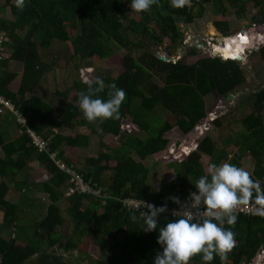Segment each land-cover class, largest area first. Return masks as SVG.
<instances>
[{"label":"trees","instance_id":"16d2710c","mask_svg":"<svg viewBox=\"0 0 264 264\" xmlns=\"http://www.w3.org/2000/svg\"><path fill=\"white\" fill-rule=\"evenodd\" d=\"M4 3L1 5L0 0V35L6 48L5 57L3 52L0 59V98L10 101L22 114L27 115L28 127L50 140L49 148L52 153L64 147L88 149L91 137H99L102 154L97 160L87 161L84 170L77 171L86 181L92 180L99 184L111 196H133L161 206L163 197L167 193L171 194L178 185L184 189L196 188L197 180L206 175L203 156L210 158V167L213 164L222 165L223 162L241 167L240 157L236 156L234 161L229 160L228 149L233 143L235 148L253 159L252 178L258 180L264 188V88L246 98L249 103L253 102L252 106L246 105L248 100L245 98L239 99L241 106L246 105L252 112L240 121L244 132L232 140V143L224 142L225 148L220 150L216 142L209 137L205 138L197 151L185 161L170 165L175 169L176 178L169 186H164L160 191L150 187L147 184L150 170L142 164L165 152L170 145L165 136L172 131V127L159 110L179 117L180 124L182 121L188 123L187 130L179 125L182 136L190 134L206 117L204 96L207 93L201 95L203 87L199 86L200 75L207 76L214 91L227 100L230 95L236 97L246 79L237 62L223 61L221 57L200 59L189 65L183 58L163 62L156 54H144L135 61L132 57L134 51L141 52L144 43L156 46L168 39L173 47L169 51L172 55L186 47L184 33L177 26L180 20L191 24L201 18L205 5H211L215 12L225 14L226 3L237 10L238 20L244 19L246 6L241 0H202L201 5L197 3L196 7L193 4L182 9L172 7L170 0H159L150 12L140 13L143 19L139 22L129 21L123 14L130 7L131 0H26L23 11L16 8L15 0H5ZM256 5H259V1H256ZM198 6L199 10L196 9ZM7 7L11 8V18L2 17ZM151 25H155L157 30L152 29ZM256 25L264 26V14L253 17L252 26ZM69 28L76 30L75 38L71 36ZM216 28L224 37H229L228 23H218ZM55 41H58L57 44L71 42L74 53L63 51L60 46L57 52L46 55V49L51 48ZM121 49L129 50L123 61L126 71L121 76L115 79L109 76L94 78L91 83L83 80L82 69L78 72L82 62L86 65L83 67L86 73L92 69L89 66L90 60L95 57L102 61L109 60ZM8 51L10 55H7ZM196 54V50L189 53L192 57ZM257 55L264 61V46ZM16 65L22 66L21 74L14 68ZM58 69L75 77L72 87L68 88L65 87L67 80H62V91L59 84L54 85V94L56 92L55 96L65 100L64 106L56 108L49 101L48 93L44 98H27L49 74L54 75L56 83L59 78L56 73ZM20 75L18 89L14 92L11 86ZM97 80H103L106 87L94 98L106 101L110 91L107 86L113 83L126 92L119 120L89 123L79 106L67 101L69 93L76 91L75 99L78 104L80 93L86 92L89 86L97 87ZM144 112H152L150 121V117L144 115ZM129 119L134 130L147 133L146 138L122 132L123 123ZM221 122L222 119H218L215 124L221 127ZM63 127L74 130L85 128L91 135L77 132L74 137H64L53 132L54 128ZM109 136L120 138L117 148L112 149L104 143ZM194 146L185 144L181 149L190 153ZM0 148L4 149V155L0 156V179H4L0 183V209L6 213L4 223L17 226L20 221V210L17 211L19 200L29 203L27 196L22 194L14 202L11 198L3 199L4 191L9 185L7 180L16 181L20 174L26 173L32 160H38L51 175V179L38 185L40 191L48 194L50 205L43 219L36 223L34 235L24 245L18 242L17 237H13L14 233H10L9 239L0 236V264H27L32 259V264H68L54 248L59 245L65 252L78 249L79 240L87 236V232L101 252L108 253L98 264H154L157 253L163 251L157 243L159 227L178 218L162 213L158 217L157 230L145 232L140 213L123 208L118 200L110 199L102 207L101 200L83 194L65 198L69 176L54 165L48 153H38L26 133L10 143L0 133ZM134 155L140 161L135 160ZM101 163L105 165L101 166ZM112 163L115 167H111ZM65 201H68L69 206L63 211L62 204ZM86 202L88 205H85ZM133 214L138 217V222L131 219ZM66 216L74 225L72 236L69 237L59 233L66 220L68 221ZM224 227L235 233L236 240L226 264H249L264 246V219L253 220L241 216L237 217L235 225L225 224ZM49 248L52 249L50 253ZM190 264H204L202 256L193 257ZM210 264H221V261L217 256Z\"/></svg>","mask_w":264,"mask_h":264},{"label":"rangeland","instance_id":"374dc122","mask_svg":"<svg viewBox=\"0 0 264 264\" xmlns=\"http://www.w3.org/2000/svg\"><path fill=\"white\" fill-rule=\"evenodd\" d=\"M245 4V18L244 19H237L236 16V9L230 8V4L226 3L225 6L227 7V11L225 14H223L221 11L220 12H215L213 7L211 5H205L204 8V14L201 18H197L192 24L186 23L184 20H180L177 23V26L182 29V32L184 33L185 36V46L182 49L177 50V52L173 53L172 55L169 54V51L173 48L171 47V41L168 39H164L161 45L154 46L149 43H144V47H142V51H134L133 53V59L135 61H138L144 54H156L160 58H165L171 62L183 60L187 64H195L197 61L200 59H207V58H220V56H216L214 53V46H219V39L226 38L224 35L216 28V24L218 23H228L229 24V29H230V34L229 37L227 38H239L241 37H249V43L244 42V51H243V56L240 58V61H237V64L240 65L242 68L246 83L244 87L241 89V91L236 95V97L232 99H223L217 96V93L214 91L213 85L211 84L209 78L204 75H200L198 78L199 86L203 87V94L205 101L208 106V111H207V120L208 116L212 115V120L209 122L199 125L202 126L204 130V134L201 137L200 141L203 138H211L213 141H215L218 145L219 150L224 147V142H229L232 143V140H235L238 138V136L244 132L242 125H241V120L244 118H247L252 112L247 108L246 105L252 106L251 104L253 103L252 101L246 99L250 97L254 92H257L261 89L264 88V61L261 60V57L257 55L259 53V50L262 49L259 48V45H264V26L256 25L252 26V19L253 17H260L261 14H264V0H241ZM256 1H259V5H256ZM5 0H1V5H4ZM199 3V5L202 4V0H190V4L186 5L187 7H191V5L195 4V7ZM200 6H198L196 9L199 10ZM123 14L128 18L129 21H141L143 19V16L140 13H136L135 11L131 10V7H128L125 9ZM2 17L6 18H11V8L7 7L5 12L2 14ZM152 17H154L152 15ZM152 29L157 30L155 25L150 26ZM68 31L70 32L71 36L75 38L77 32L73 28H69ZM238 34V36H237ZM158 36V34H157ZM255 38L258 40L255 42ZM254 39V41H252ZM252 41V42H251ZM261 41V42H260ZM54 45L46 49L45 54L49 55L53 52H57L58 47H62L63 51L69 52V53H74L73 50V45L71 42L69 43H59L57 44L58 41H55ZM207 44V45H206ZM254 44V45H253ZM253 48L252 51L246 53L247 49ZM59 49V48H58ZM192 50H196L197 54L195 56H190L189 53ZM256 51V52H255ZM255 52V53H253ZM129 54V50H118L116 54L109 60H99V58L95 57V59L90 60L91 65H89L92 69L87 70L86 72H90L89 74L85 73V70L83 67L86 65L82 62L79 66L78 72L82 69L81 72V77L83 80L87 83H91L94 81V78H103L106 76L112 77V78H117L121 76L125 71L126 68L124 66V59L125 57ZM10 55L9 51L8 54ZM178 57V58H175ZM47 58V56H46ZM45 58V61H46ZM223 59V58H222ZM236 59V58H235ZM242 59V60H241ZM223 61H227L223 59ZM73 66V64H71ZM14 68L19 71L22 69V66L16 65ZM67 68H64L66 70ZM70 71V70H69ZM84 72V76H83ZM59 78L56 81V85H60V91L63 90V79L67 80V84L65 85L66 88L72 87L73 81L75 77L70 76V73H67L63 70L58 69ZM57 75V76H58ZM50 76V74L48 75ZM88 76V77H87ZM19 79L16 81V83L12 84L11 89L16 92L19 86ZM65 82V81H64ZM161 85V84H160ZM52 88H55V86H52ZM46 87L40 88L36 91L37 95H40L42 90H45ZM54 92L51 91V93ZM215 93V94H214ZM49 94V93H48ZM71 96H75L74 91H72ZM70 96L68 95L67 98ZM229 98V97H228ZM245 98L248 104L245 106H241L239 103V99ZM68 101V99H67ZM55 106H58L59 104L61 105L62 102L64 101L61 99L59 96H55ZM75 106H79L78 104L74 103ZM63 106V105H62ZM11 108L5 106V105H0V116L5 112H9L12 116H15L16 113L14 111H18L22 113L19 109L15 107L13 103H11ZM159 113L161 114L162 117L167 119L172 127V131L169 133L170 137V145L168 149L174 148L177 153L181 150L180 148L183 145H187L190 147L189 143L186 140V134L182 136L181 132V127L183 130L188 129V123L186 124L185 121H182V124L178 122L179 117H175L174 115L172 116L170 113H165L162 112V110H159ZM228 114V115H227ZM144 115H148L149 120L151 119L152 112H144ZM264 116V113H263ZM216 118V119H215ZM180 119V118H179ZM182 119V118H181ZM217 119H222L221 122V127H218L215 122ZM17 120V119H16ZM152 121V120H151ZM128 124L124 126V130L127 134H131L134 136H139L146 138L147 133L141 132V131H136L132 128V121L128 120L126 121ZM181 125V127L179 126ZM203 130H201L203 132ZM77 132L83 134V135H91L90 132H88L85 129L77 130ZM177 132L179 133V136L173 137L174 133ZM1 133V130H0ZM21 134V133H20ZM22 135V134H21ZM70 135L74 136L76 135V132L70 133ZM168 136V135H166ZM180 137V138H179ZM92 140H94V147L96 149H99V142L100 139L97 136L91 137ZM226 140V141H225ZM231 140V141H230ZM120 141L119 137H107L105 139V143L109 145V147L116 148L118 143ZM183 144V145H182ZM92 145V144H91ZM90 145V147H91ZM89 147V149H90ZM167 149V150H168ZM167 150L159 155L153 156L146 160L144 162V165L150 170V176L148 177L147 184L152 187L153 189L161 190L164 186H169L170 182L176 178L175 174V169L171 168L170 165L174 164H181L183 161L186 159L183 157H177L175 159L174 156L169 157ZM240 149L235 148L233 146V143L230 145L228 149V153L230 154V161H234L235 157L238 156L241 158L240 160V166L244 168L245 170L249 171L250 173H253V162L252 158L245 153H242L239 151ZM4 149L0 148V153L3 154ZM182 154V152H181ZM180 156V155H179ZM181 156H184L183 154ZM135 157V160L140 161V159L137 156ZM210 159L204 158L202 159V163L204 165L206 174H208L210 166H209ZM226 163V162H224ZM222 163V164H224ZM233 164V163H229ZM234 165V164H233ZM35 168L39 169V171L42 172V168L38 165H34ZM39 176V175H38ZM47 177V176H46ZM22 177L20 176L19 179ZM41 177L39 176V179H36V177H31L28 180L32 184L30 189L28 190L27 187H24L22 180H17L14 182V184L9 188L8 190L4 191V198L10 199L12 202L16 200L21 194L24 196L27 191L30 194L31 191H36V184L38 183V180H40ZM264 185V184H263ZM27 196V195H26ZM38 198V195H34V199ZM45 203H48L47 197L43 196L42 197ZM25 203V200L21 199L18 202L17 205V211L20 210V213H24L28 219L25 220V223L29 221V226H31V222L33 219L39 217V213L36 212V204L32 207L31 204ZM28 206V207H26ZM67 206V205H66ZM21 208V209H20ZM64 223L63 227L59 231V233L65 235V236H70L72 235L71 233L74 230V225L71 223L69 220ZM2 221V216L0 215V223ZM12 228L9 229H0V236L6 237L9 239L10 237V232H12ZM28 231H32V228L29 227ZM26 230V233H28ZM26 235V234H24ZM23 234L16 235V237L19 240V243L21 245H24L23 238L21 237ZM123 236V235H121ZM15 237V236H13ZM26 240V239H25ZM56 253L60 254L63 256V260L68 263V264H98V261L104 260L105 256L108 255V253H102L100 247L96 246L95 243L93 242L92 236L87 232V236H85L83 239L79 240V247L78 249L65 252L63 249L57 245L55 248ZM52 249H48V253L51 252ZM79 260V261H78ZM257 264H264V260L257 261Z\"/></svg>","mask_w":264,"mask_h":264},{"label":"clouds","instance_id":"9594fccd","mask_svg":"<svg viewBox=\"0 0 264 264\" xmlns=\"http://www.w3.org/2000/svg\"><path fill=\"white\" fill-rule=\"evenodd\" d=\"M158 3L159 0H131L130 7L136 13H143L150 12L152 6ZM170 3L172 7L182 9L190 4V0H170ZM15 6L19 11H23L26 0H15ZM262 46L264 45L258 47L261 48ZM252 50L253 48H249L246 53ZM227 61L237 62L231 59ZM96 84L97 87L89 86L86 92L80 93L78 104L84 118L89 123L97 120L101 122L110 119L119 120L121 118L120 109L126 99V92L114 83L108 85L107 87L110 89L108 92L109 98L105 101L101 98H94L97 97L98 93L104 91L106 87L104 81L97 80ZM217 96L220 97L218 94ZM206 118L207 113L206 117L192 130V132L198 131L200 133L198 145L196 146L195 143L193 151L190 153H186L180 148L179 153L176 152L177 156H174L175 159L177 157L186 159L197 151L200 143L205 139L203 138L200 141L204 130L199 125L212 120V115L208 116V120ZM190 134L186 136L188 137ZM186 141L189 143V139H186ZM167 152L169 156V149ZM181 152L184 156H181ZM195 187L197 192L191 193L189 200L181 204V207L184 210L195 209L196 211H186L182 216L178 215L179 212L174 213L179 217L178 219L168 222L166 226L159 227L157 243L161 245L163 251L157 253L154 264H190L191 259L197 255L202 256L204 264H210L217 256L221 264H226L228 254L234 249L236 240L235 233L227 230L224 225H235L237 222L236 209L252 204L255 214L264 217V188L261 187L258 180L252 178V173L242 167L229 163L213 164L208 174L197 180ZM172 199L173 202L180 203L178 198L173 197ZM142 207L148 209V211L141 213L144 225L143 231H156L158 217L167 211L166 205L157 207L143 201ZM131 219L133 222H138V217L135 214L131 216ZM254 260H264V246L249 264L256 262Z\"/></svg>","mask_w":264,"mask_h":264},{"label":"crops","instance_id":"0c3cea01","mask_svg":"<svg viewBox=\"0 0 264 264\" xmlns=\"http://www.w3.org/2000/svg\"><path fill=\"white\" fill-rule=\"evenodd\" d=\"M22 69H20L18 72L21 74L22 73ZM58 73V70L57 72ZM87 74H89L90 72H86ZM19 79H21V75L19 77H17L16 81ZM45 79V78H44ZM16 81L14 82V84L16 83ZM56 85L55 82H54V75L53 74H50V76H47L45 81L42 80V82L40 83V85L35 88V90L30 93L28 95L27 98H30L31 96H36L38 98H44L45 97V94L46 93H49L48 94V99L49 101L55 106V94L54 92L51 93V91H55L54 88H52V86ZM45 88V90H42L41 94L40 95H37L36 94V91L40 88ZM48 91V92H45V91ZM71 93V92H70ZM75 95L77 94L76 91H74ZM69 98H68V102H71V103H76V99H75V96H71V94H69ZM63 101H65L63 98H61ZM66 103H63L58 106H55L56 108H59L61 107L62 105L64 106ZM77 104V103H76ZM205 104H206V113H207V109H208V106H207V103L205 101ZM79 105V104H78ZM24 115V114H23ZM27 117V115H25ZM28 118V117H27ZM130 120V119H129ZM29 122V121H28ZM128 124V122H124L123 125H122V132H124V126H126ZM133 128V126H132ZM81 129H85V128H78V130H81ZM0 130H1V133L4 134L5 136V139H6V142L10 143V141H13L15 140L18 136H20V126L18 125L17 123V120H16V117L15 116H12L9 112H7V114H5V112L3 114H1V117H0ZM33 130V129H32ZM87 130V129H85ZM35 131V130H34ZM72 132H76L77 133V130H74V129H69V128H62V129H58V128H54L53 129V132L55 134H60L61 136H64V137H74L72 135H70V133ZM88 131V130H87ZM89 132V131H88ZM168 136H166V139H168L170 141V137H169V133L167 134ZM175 137V135L178 137L179 136V133L175 132L173 134ZM113 137V136H112ZM180 138V137H179ZM186 139H189L188 137H186ZM188 142V141H187ZM215 142V141H214ZM105 143V142H104ZM92 144V145H91ZM108 147L109 145L107 143H105ZM91 145V147H90ZM90 149L88 147V149H81V148H72V147H64L63 149H60L59 151H56L54 153L58 154L59 155V158L60 160L62 161V163H64L65 165H67L68 167H73L74 170L76 171H79V170H84L85 167H86V163L87 161L89 160H97L99 158V156L102 154L101 153V149H100V142H99V149H96L94 147V140L91 139L90 141ZM118 146V145H117ZM112 148V147H110ZM117 148V147H116ZM112 149H115V148H112ZM164 153V152H163ZM243 153V152H242ZM162 154V153H160ZM247 154V153H245ZM4 154L0 153V156L2 157ZM159 155V154H158ZM204 158H207V156H203V159ZM230 158V157H229ZM208 159H210L208 157ZM148 160V159H147ZM138 161V160H137ZM145 162V161H144ZM144 162H142V164H144ZM224 163V162H223ZM34 165H38L42 168V172L39 171V169L35 168ZM55 165V164H54ZM105 164L104 163H101V166H104ZM56 166V165H55ZM204 166V165H203ZM209 166H210V162H209ZM57 167V166H56ZM111 167H115V164L112 163L111 164ZM58 168V167H57ZM59 169V168H58ZM60 170V169H59ZM61 171V170H60ZM63 172V171H61ZM64 173V172H63ZM66 174V173H64ZM41 177L40 180H38V183L36 184V191H31L30 190V194L29 192L27 191V193H25L24 197H26L27 195V201H29V203L31 204V206L34 204H36V212L39 213V217L38 218H35L33 219V221H30L31 222V226H29V221H27L25 223V220L28 219L26 217V215L24 213H20L19 211V223L16 225H8L6 223H4V216L6 215L5 213V210H1L0 209V215L2 216V221L0 223V229H9V228H12V232L10 233H14L13 236L16 237V235H20V234H23V236H21L23 238V241L24 242H28L30 240V238H32V236L34 235V232H35V225L36 223H38L39 221H41V219H43V215L45 214V211L47 210L48 206L50 205V201H49V197H48V194L40 191V186H38L39 184H42V183H45L46 181H48L49 179H51V175L49 174V172H47L42 164H40V162L38 160H32L29 162V167H28V170L26 171V173L24 174H20L19 177L21 176L22 178L18 179L17 180H22V183L24 185V187H27L28 190L30 189V187H32L30 181L28 180L29 178H31L32 176L33 177H36V179H39V176ZM67 175V174H66ZM47 176V177H46ZM69 176V175H67ZM70 179L71 177L69 176V180L67 182V188L65 190V195L67 197H71L73 195H70L68 196V192H69V186H70ZM4 179H0V183H2ZM16 180V181H17ZM9 185H8V188H11V186L14 184V182H11L10 180H7ZM263 184V183H262ZM163 189V188H162ZM161 189V190H162ZM159 191V190H158ZM37 194L38 195V198L34 199V195ZM47 197V200H48V203H45L43 198L42 197ZM67 205V206H66ZM85 205H88V202L85 203ZM32 206V207H33ZM69 206V203L68 201H65L63 204H62V210L63 211H66L67 207ZM103 207V206H102ZM103 212V209L100 210V213ZM16 226V227H15ZM29 227L32 228V231H28L29 230ZM26 230L28 231V233H26ZM16 232V233H15ZM26 234V235H24ZM61 234V233H60ZM72 234V233H71ZM63 235V234H61ZM72 236V235H70ZM66 237H69V236H66ZM18 239V238H17ZM26 239V240H25ZM19 242V240H18ZM34 262V260H30L28 261L27 264H32Z\"/></svg>","mask_w":264,"mask_h":264},{"label":"built area","instance_id":"2783aa9c","mask_svg":"<svg viewBox=\"0 0 264 264\" xmlns=\"http://www.w3.org/2000/svg\"><path fill=\"white\" fill-rule=\"evenodd\" d=\"M5 50L6 48L4 46L3 38H2V35H0V59L2 58L3 52H4V57H5ZM0 105H5L12 109L11 102L3 100L1 98H0ZM14 113H16L15 117L17 119L18 125L20 126V133L21 134L26 133L32 139V143L38 149V153L40 154L48 153L50 160L61 171H63L64 173H66L67 175L71 177L69 192L67 194L68 196L73 195V194H79V195L83 194L86 196H91L93 198H97L101 200L102 206H105L107 204V201L110 199L118 200L119 202H121L123 208L129 211L139 212L140 216L143 211H148L146 207H142L143 201L154 204L157 207H160L154 202L137 199L133 196L120 197V198L111 196L107 192L103 191L102 187L99 186V184L94 183L92 180L86 181L82 175H80L76 170L73 169V167H68L67 165L62 163L58 154L51 152V149L49 148L50 140L42 135L37 134V132L29 128L28 118L25 115H23L22 113L18 111H14ZM170 155L175 156L176 151L174 149H169V156ZM193 192H197V189L196 188L195 189L194 188L184 189L181 186H177L175 190L171 192V194L167 193L166 196H164L163 199L161 200V203H162L161 206L166 205L167 207V211L165 212V214L175 217V218H179L176 215H174V213L179 212L178 215L182 216L185 214L186 211H190V212L196 211L195 209L184 210L181 207V204L189 200L190 194ZM173 197L178 198L180 203L173 202V199H172ZM235 214L237 215V217L244 216V217H247L248 219L264 218L260 215L255 214V209L252 204L237 208ZM192 259L190 263L192 262Z\"/></svg>","mask_w":264,"mask_h":264},{"label":"bare ground","instance_id":"6f19581e","mask_svg":"<svg viewBox=\"0 0 264 264\" xmlns=\"http://www.w3.org/2000/svg\"><path fill=\"white\" fill-rule=\"evenodd\" d=\"M249 37H241L239 38H224V40L220 41L219 46H214V53L216 56H222L226 60H235L238 61L244 55V42L249 43ZM255 42L258 40L255 38ZM259 41V40H258ZM243 54V55H242ZM236 58V59H235Z\"/></svg>","mask_w":264,"mask_h":264},{"label":"water","instance_id":"95a60500","mask_svg":"<svg viewBox=\"0 0 264 264\" xmlns=\"http://www.w3.org/2000/svg\"><path fill=\"white\" fill-rule=\"evenodd\" d=\"M187 21H188V19H187ZM223 39H219L218 41H219V43H220V41H222ZM207 45V44H206ZM161 60L163 61V62H167L168 60L167 59H165V58H161ZM242 60V59H241ZM238 61H240V60H238ZM85 74H84V72H83V76H84ZM233 98V96H229V99H232ZM200 137V133L198 132V131H193L189 136H188V138H189V141H190V145H195V143H196V146L198 145L197 143H199V141H198V138Z\"/></svg>","mask_w":264,"mask_h":264},{"label":"flooded vegetation","instance_id":"af4514ba","mask_svg":"<svg viewBox=\"0 0 264 264\" xmlns=\"http://www.w3.org/2000/svg\"><path fill=\"white\" fill-rule=\"evenodd\" d=\"M194 21H195V20H194ZM194 21H193V22H194ZM193 22H192V23H193ZM192 23H191V24H192ZM254 261H255V260H254ZM253 264H257V263H256V262H254Z\"/></svg>","mask_w":264,"mask_h":264}]
</instances>
